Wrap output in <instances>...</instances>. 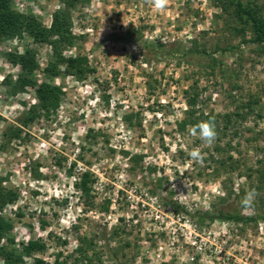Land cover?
<instances>
[{"label":"rangeland","instance_id":"1","mask_svg":"<svg viewBox=\"0 0 264 264\" xmlns=\"http://www.w3.org/2000/svg\"><path fill=\"white\" fill-rule=\"evenodd\" d=\"M153 5L80 0L71 12L74 44L64 56L87 58L92 71L82 79L64 67L56 77L44 73L49 44L27 35L0 41V178L18 194L0 213L13 224L2 245L13 240L16 254L31 240L46 247L21 264H54L79 238L91 241L104 264H264L263 220L197 218L264 213V46L248 43L250 27L222 0ZM62 7L59 0H12L14 11L46 28ZM26 49L40 66L35 80L63 94L56 112L24 126L37 98L32 88L14 91L22 71L10 56ZM187 91L199 94L197 125L214 123L211 144L192 134L197 125L179 126ZM251 101L253 113L245 110V119L227 128L226 115ZM193 149L202 163L191 160ZM85 170L98 178L91 207L74 187ZM249 190L256 195L245 207ZM168 199L188 214L175 213Z\"/></svg>","mask_w":264,"mask_h":264},{"label":"trees","instance_id":"2","mask_svg":"<svg viewBox=\"0 0 264 264\" xmlns=\"http://www.w3.org/2000/svg\"><path fill=\"white\" fill-rule=\"evenodd\" d=\"M63 7L56 11L53 15V20L50 28H46L42 23L33 15H24L17 13L12 9V0H0V41L7 38H22L24 35L29 36L35 43L49 44L52 48V60L44 69V73L48 77H56L61 72V68H65V73L82 79L92 71L89 67L86 57L77 56L67 58L64 56L65 48L74 44L75 36L72 33V10L76 8L80 0H59ZM228 6L234 8V15L242 21L245 25L249 26L252 32V39L248 41L256 46H264V6L245 2L244 0H222ZM225 5V8L228 7ZM10 61L13 64L21 67V75L18 77L14 91L24 92L27 88L35 90L37 104L30 108L25 120L24 126L34 122L40 116H49L52 112H56L63 91L60 87L50 83H38L34 76L40 70L36 53L33 50L26 49L23 54H16L10 56ZM192 91V90H191ZM186 105V118L179 124L181 129H185L188 125L195 126L198 123V93L187 91L185 93ZM256 101H251L241 108L238 112L231 115H226L225 126H230L233 120H241L244 118L245 110L253 113ZM257 117L261 118L258 114ZM228 128V127H227ZM13 136L19 138L21 129L16 130ZM136 156L134 159H138ZM132 160V158H131ZM261 169V182H264V163L262 162ZM98 182V178L89 170H85L79 174L74 183L76 191L80 193V197L87 199V205L91 207L90 203L92 198L93 189ZM18 200V194L13 191L2 187L0 178V213L9 204H13ZM167 207L174 210L175 213H186L182 211L183 208L177 201L168 199L166 202ZM197 218L200 221H215L221 220L225 222L234 223H249L264 221V213L257 216H247L240 213H230L221 211L218 214L205 212L199 213ZM13 224L11 220L5 219L0 215V259L2 264H21L24 258H32L35 254L43 252L45 245L41 241H29L24 247L21 254H16L11 249L13 240H9L8 245H2V240L5 239L12 231ZM93 244L85 238L78 239V247L68 257L62 258V253H59L54 261V264H104L101 258L96 256V251L92 252ZM92 252V253H91ZM38 263L42 262L37 260Z\"/></svg>","mask_w":264,"mask_h":264},{"label":"clouds","instance_id":"3","mask_svg":"<svg viewBox=\"0 0 264 264\" xmlns=\"http://www.w3.org/2000/svg\"><path fill=\"white\" fill-rule=\"evenodd\" d=\"M165 5H166V0H154L153 6L156 9H163ZM192 134L193 135L198 134L202 141H204L205 143L211 144L212 142H214L215 137H216L214 123L211 120L203 121L193 128ZM189 156L192 161H195L197 163L203 162V154L200 152L199 149H193L192 151H190ZM255 195H256L255 190H249L246 193L242 201V204L245 207H250L254 201Z\"/></svg>","mask_w":264,"mask_h":264}]
</instances>
